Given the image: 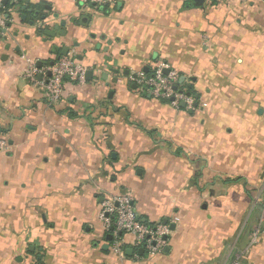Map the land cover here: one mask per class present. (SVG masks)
Returning <instances> with one entry per match:
<instances>
[{"label":"crops","instance_id":"0c3cea01","mask_svg":"<svg viewBox=\"0 0 264 264\" xmlns=\"http://www.w3.org/2000/svg\"><path fill=\"white\" fill-rule=\"evenodd\" d=\"M11 3L0 264H264V0ZM70 54L92 76L52 103L27 76ZM162 64L190 107L133 81ZM126 193L143 223L169 228L155 257L111 251L101 206Z\"/></svg>","mask_w":264,"mask_h":264},{"label":"built area","instance_id":"2783aa9c","mask_svg":"<svg viewBox=\"0 0 264 264\" xmlns=\"http://www.w3.org/2000/svg\"><path fill=\"white\" fill-rule=\"evenodd\" d=\"M16 2V0H11ZM85 7H97L106 4L107 0H78ZM246 4L250 0H235ZM1 8V0H0ZM4 22H0V26ZM168 71V73H166ZM38 70L32 67L27 76L37 87L41 88L53 103L61 100L66 94L68 84L83 83L87 70L77 64L72 54L59 58L52 66L43 69L42 73L49 74L38 80ZM133 81L153 99L168 103L179 110L183 105L190 107L193 99L180 90V75L169 66L162 64L151 72H141ZM8 149V142L4 135H0V152ZM100 221L111 240V251L120 260L126 258L127 250L132 249L135 256L139 250H144L149 257L159 255L165 245L164 237L169 234V228L162 224L149 226L143 223L134 206V199L130 193L109 196L101 206ZM179 222V218L174 220ZM255 235L254 243L257 240ZM235 264H240L236 262Z\"/></svg>","mask_w":264,"mask_h":264},{"label":"water","instance_id":"95a60500","mask_svg":"<svg viewBox=\"0 0 264 264\" xmlns=\"http://www.w3.org/2000/svg\"><path fill=\"white\" fill-rule=\"evenodd\" d=\"M22 1H23V0H16V2H12V3H11V0H1V5H2L4 8H6V7L8 6V4L11 3L12 7H15L17 3H21ZM4 8H0V13H4V12H5V9H4ZM36 14H37V13H36ZM6 19H10V15H9V14L6 15ZM22 19L25 20V19H26V16H23ZM8 25H9V24H7V26H8ZM67 51H68V49L66 50V52H67ZM53 64H54V63H52L51 66H52ZM166 73H168V71H166ZM48 76H51V73H49ZM91 76H92V73H91V72H88V73L86 74V77H87L86 79H90ZM184 82H185V78L182 77L181 80H180V84H183ZM183 106H184V105H183ZM108 239L111 241V240H112V237L109 236ZM143 252H144V250H142V249L139 250V254H140V255H142ZM133 254H134V251H133L132 249L127 250V255H128L129 257L133 256Z\"/></svg>","mask_w":264,"mask_h":264},{"label":"trees","instance_id":"16d2710c","mask_svg":"<svg viewBox=\"0 0 264 264\" xmlns=\"http://www.w3.org/2000/svg\"><path fill=\"white\" fill-rule=\"evenodd\" d=\"M180 90L186 91L187 95L192 94V88L190 86L188 87L186 84H180ZM0 135H4L2 131H0Z\"/></svg>","mask_w":264,"mask_h":264}]
</instances>
